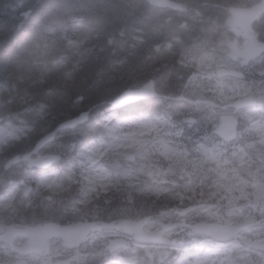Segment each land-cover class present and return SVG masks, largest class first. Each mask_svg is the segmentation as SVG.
<instances>
[{
  "label": "trees",
  "instance_id": "obj_1",
  "mask_svg": "<svg viewBox=\"0 0 264 264\" xmlns=\"http://www.w3.org/2000/svg\"><path fill=\"white\" fill-rule=\"evenodd\" d=\"M179 1L187 5L201 2L204 12L210 16L206 18L209 22H206L205 33L213 37L214 28L207 24L218 20L219 31L222 30L226 22V4L237 0ZM0 11H3L0 16V54L5 57L0 66V82L9 87L6 97L15 98V106L19 97L29 96L32 104L41 102L50 107L46 119L34 123L45 128H54L79 116L81 111H98L128 87L147 80L156 69L159 71L154 72L155 77L158 76L159 81L167 79L166 84L171 86L172 79L177 76L170 70L177 63L176 57L155 48L164 46L177 33L192 37L190 32L195 27L193 22H187V29L178 31L180 29H174L173 23L180 22L181 13L153 12L137 0H84L79 4L69 0H0ZM167 21L171 22L166 24ZM76 41L79 44L72 47ZM122 54L125 62L118 65ZM112 65H116L117 71L112 70ZM100 73L112 78L103 80ZM88 78L96 80V87L86 96L87 87L83 82ZM68 99H72L73 105L69 106ZM141 110L159 116L169 112L158 100L141 109L130 108L126 114H137ZM75 131L68 138L71 148L88 145L104 134L103 129L92 122ZM39 134L38 130L29 132L30 136ZM67 154L60 164L62 168L72 161V157L67 159ZM127 198L133 202L132 196L125 195V204ZM191 201V196L177 198V204L183 206ZM159 202L163 205L167 200ZM144 203L152 204L141 197L140 205Z\"/></svg>",
  "mask_w": 264,
  "mask_h": 264
},
{
  "label": "rangeland",
  "instance_id": "obj_2",
  "mask_svg": "<svg viewBox=\"0 0 264 264\" xmlns=\"http://www.w3.org/2000/svg\"><path fill=\"white\" fill-rule=\"evenodd\" d=\"M84 0H69V2L73 4H79ZM3 14V11H0V16ZM252 36H246L245 39L238 37L237 42L233 43L232 46L240 45L241 43H245L244 49H251V41ZM212 51V55L210 49H205L207 47L204 43H198L195 45V49H187L183 52V61L185 64H189L194 69L195 73H193L192 79L188 85L187 91L188 95L191 97L200 98V96L204 94H211L213 92L214 86H216V76H215V69H213L214 64L217 63H227L229 58V54H223L218 51L217 45H209ZM232 54V53H231ZM239 57V56H238ZM241 58V57H240ZM247 57L241 58V63H247ZM5 62V57L3 54H0V66L3 65ZM233 65V63H230ZM254 63L246 65L245 67H238L241 68L243 71H247L248 74L241 80H237L234 84L236 89L237 98H240V95H244L248 89H252L255 85L256 92L262 93L261 95H256L259 102H262L264 106V81L260 80L261 71L258 69L257 66H253ZM253 66V67H252ZM258 72L256 76L255 73ZM63 86L65 83L62 81L59 82ZM83 85L87 87L86 96H89L92 93L93 89L96 87V80L94 78H88L87 82H83ZM95 85V86H94ZM231 85V84H230ZM1 93V89H0ZM76 94V92H75ZM79 96H76V98ZM69 106L73 105L72 99H68ZM203 108V106H199ZM55 108V107H54ZM30 109V108H28ZM28 109L25 110L26 115H31V117L36 119L45 118L48 111L45 106L37 105L34 108H31L29 111ZM217 112H214L213 115L206 111V114H199V120H206L208 123H212L217 118L222 119L225 118L220 108H217ZM116 115H109L106 122V127L109 125L112 127L110 129V135H108V139H102L97 144L93 145L85 154L86 159L79 165L80 172L86 174V177L91 180L95 181L96 178H100L104 180L101 183L102 187H109L112 184L111 176L105 173L99 166H95V163L101 159L103 152L107 148H112L114 150L118 149L119 147H132V140H124L119 141L117 137H127L130 138L135 135V133H139L140 131L147 130L149 128H157L160 125L158 120L150 119L146 116H139L138 118H131L128 120L119 121L115 119ZM249 122V124H248ZM14 124V123H11ZM250 126V130L246 134L245 139H250V136H255V139H259L260 141H253L251 144H248L247 147L241 148L240 151H236L231 149L226 144H213L212 141H215L213 137H210L206 140V142L199 141L197 144L192 146H187L188 150H184V155H194L197 153V146H201V150L203 154L206 155L208 161L206 162V167L204 170L200 172V174L193 173V177L196 179L197 182L206 181L209 189L214 193L216 196V200L213 204L209 206V209L213 211V213L222 212L223 213V220L225 221H234V219L244 217L242 215H236L234 210H232L234 201H237L239 197H244L248 195L247 187L243 185H233L235 183L234 176L236 172L240 171L241 169L246 172V168L242 166L246 160L253 158L254 155L252 154L251 150L254 149L256 152L257 143L261 142L264 146V107L261 109H257L250 113V116L245 118V125ZM217 127L219 124H216ZM216 127V128H217ZM14 128L16 130L22 129L20 124H14ZM24 129H26V125H24ZM167 147V146H166ZM236 151V154H235ZM126 154H131L129 149H125ZM141 162L139 166L141 167V163L143 159L147 157V152L139 153ZM131 157H127L130 160ZM238 159V167L235 165V160ZM212 160V163L208 165V162ZM136 162V161H135ZM222 164V165H220ZM264 166V161H263ZM234 166L236 168V172L230 173V178L224 182L222 179L224 177L225 169L224 167L229 168ZM242 166V167H241ZM131 168H137L132 164ZM218 168V169H217ZM241 168V169H240ZM78 171V170H74ZM68 175L67 173H65ZM59 180V174H56L54 177L55 184H57ZM72 220L75 218L74 215L69 216ZM180 234V232H179ZM179 234L175 236L177 239ZM126 246V245H125ZM240 257H243L241 253ZM121 259L125 262V264H131V256L127 254V251L123 253ZM134 261V260H132ZM212 260H202L197 264H211ZM137 264H141V257ZM248 264H258L257 261L251 260Z\"/></svg>",
  "mask_w": 264,
  "mask_h": 264
},
{
  "label": "water",
  "instance_id": "obj_3",
  "mask_svg": "<svg viewBox=\"0 0 264 264\" xmlns=\"http://www.w3.org/2000/svg\"><path fill=\"white\" fill-rule=\"evenodd\" d=\"M152 5H158L161 7H170L172 9L178 10L181 9L180 5H176L174 3H168V0H160L159 3H156L154 0H148ZM234 20H233V25L236 27H240L243 30L247 31L250 29V25L251 23L256 20V18L258 16H260L263 12H264V2L252 9V10H248V11H244V10H237V9H231L230 10ZM220 75H233V72H226V71H219ZM139 100V98H135L132 96V94H125L123 97H121L117 103H116V108H121L127 105H130L131 103H136ZM253 103L250 101H246L242 104L239 105V107H248V106H252ZM86 119V115H83L80 118L71 120L66 122L65 124L61 125V127L54 133L49 134L47 136H45L43 139H41L35 149V152H38L39 150L43 149L47 144H49L50 142H52L56 136V134L58 132H60L61 130L64 129H72L77 127L78 125L82 124ZM229 128V127H227ZM230 129V128H229ZM230 131V130H229ZM236 137V130H234L231 134V138L234 139ZM49 158V161L47 163L42 164V166H49L51 164H53L55 162V159ZM39 160H43L42 158ZM143 226L144 223H138L135 224L134 227L139 231L140 233V238L143 242H151V243H163L165 244V242H162L160 239L164 236V234L166 232H169L173 229H175L177 226H169L166 227L164 229L163 232H160L158 234H154V235H148L146 233L143 232ZM228 227H224V228H218V227H204V226H197V227H192V229L196 230V232L198 233H203L206 234L208 236L214 237L216 239L219 240H224L225 239H229L232 237V233L230 232V230H226ZM264 245V243H263ZM261 250L264 252V248H261ZM264 259V255L261 256Z\"/></svg>",
  "mask_w": 264,
  "mask_h": 264
},
{
  "label": "flooded vegetation",
  "instance_id": "obj_4",
  "mask_svg": "<svg viewBox=\"0 0 264 264\" xmlns=\"http://www.w3.org/2000/svg\"><path fill=\"white\" fill-rule=\"evenodd\" d=\"M0 165H1L0 169L5 170V160H4V159H0ZM23 176H24V175H21V177H23ZM7 180H8V179H7L6 177H3L2 175H0V189H2L4 182L7 181ZM14 181H16V180H14ZM16 182H17V181H16ZM0 191H1V190H0ZM59 192H60V191H59ZM61 192H62V191H61ZM65 195H66V193L63 191L61 197L64 198ZM0 228H2V222H1V221H0Z\"/></svg>",
  "mask_w": 264,
  "mask_h": 264
},
{
  "label": "bare ground",
  "instance_id": "obj_5",
  "mask_svg": "<svg viewBox=\"0 0 264 264\" xmlns=\"http://www.w3.org/2000/svg\"><path fill=\"white\" fill-rule=\"evenodd\" d=\"M29 110V109H28ZM30 111V110H29ZM75 118V117H74ZM36 123V122H35ZM46 127H48V126H46ZM51 128V127H50ZM39 132V131H38ZM75 132H77V131H75ZM79 138V137H78ZM82 141V140H81Z\"/></svg>",
  "mask_w": 264,
  "mask_h": 264
}]
</instances>
